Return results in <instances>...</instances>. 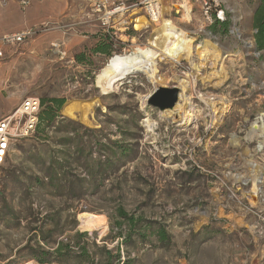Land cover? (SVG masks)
I'll return each instance as SVG.
<instances>
[{"label":"rangeland","instance_id":"374dc122","mask_svg":"<svg viewBox=\"0 0 264 264\" xmlns=\"http://www.w3.org/2000/svg\"><path fill=\"white\" fill-rule=\"evenodd\" d=\"M96 1L133 0H64L57 19L0 62L8 114L26 97L45 109L66 100L53 126L16 142L0 173V264H264V50L254 24L263 0H224L227 19L213 24L194 2L189 18L182 0L166 4L163 20L194 35L196 47L218 45L227 76L212 81L210 65L197 72L198 58L179 54L180 44L172 58L159 55L152 40L162 23L101 28ZM102 34L113 41L109 55L93 52ZM143 49L159 56L165 87L181 92L176 80L190 82L175 121L148 104L156 86L143 72L103 89L116 63L143 60ZM81 105H93L89 124L64 114ZM55 162L59 189L49 180ZM60 243L70 252L57 261Z\"/></svg>","mask_w":264,"mask_h":264},{"label":"bare ground","instance_id":"6f19581e","mask_svg":"<svg viewBox=\"0 0 264 264\" xmlns=\"http://www.w3.org/2000/svg\"><path fill=\"white\" fill-rule=\"evenodd\" d=\"M167 3L168 2H166V4ZM183 7L185 8V16L189 18L191 15V8L188 5H184ZM136 22L137 24L135 29L137 31L144 28L148 24L144 17L137 19ZM155 32L156 33L152 40L153 47L156 51H160L159 55L163 56L164 59L172 58L174 56L172 54L174 47L180 44L182 49L179 50V54H183V56H186V58L191 60V62L194 60V57L198 58V64L195 63L194 65V69L197 72H200L202 68H206L207 65H210L211 68H209L212 70V72L206 77L205 80L212 81L213 79H225L227 76L226 67L223 61L224 57L217 44L211 42L210 40H205L203 42V46L196 47L194 44L196 41L194 35L179 31L177 27L166 20H163L162 26L156 29ZM141 51L144 53L143 60L129 62L128 60L121 59L116 63V66L108 72L107 76L102 80V86L106 92L112 90L115 85L124 78L125 75L132 73L134 70L145 73L150 82L154 84L156 88L167 86V78L160 75L156 65V58L159 56H157V54L154 52H148L146 49ZM176 81L181 88L179 95L180 102L177 103L173 109L164 112V116L170 118L172 121H175L178 117L181 118L182 113L186 111V108L188 107L190 98L188 97V92H190V82H188V80L182 81L179 79ZM92 106L81 105L80 107H66L64 109V114H66L69 118L80 119L83 123L89 124L91 122L89 118V112ZM223 110L224 109H222L220 112H223ZM259 129H261V127H254V130ZM261 130L264 132V126ZM26 264L38 263L35 261H30Z\"/></svg>","mask_w":264,"mask_h":264},{"label":"built area","instance_id":"2783aa9c","mask_svg":"<svg viewBox=\"0 0 264 264\" xmlns=\"http://www.w3.org/2000/svg\"><path fill=\"white\" fill-rule=\"evenodd\" d=\"M171 1L133 0L131 2H124L113 8H107L102 5L101 1H96L93 5V13L98 14V21L101 23V28L103 27L111 31L115 30L114 28L117 23L121 27L130 25L135 29L137 24L136 20L144 17L148 24L137 31L140 32L146 30L149 24L158 25L162 23L166 2H170V7L172 8L173 4H171ZM193 2L200 8L206 23L213 24L226 21L227 14L224 7V0H182L181 9L185 10L184 5H188L191 8ZM29 4V1L23 2L24 6H28ZM127 16H130L131 19H127ZM33 31L30 29L5 36L4 41L8 44L22 43L31 36ZM41 109L40 98L33 96L26 97L14 112L0 119V173L7 163L16 142L35 134Z\"/></svg>","mask_w":264,"mask_h":264},{"label":"crops","instance_id":"0c3cea01","mask_svg":"<svg viewBox=\"0 0 264 264\" xmlns=\"http://www.w3.org/2000/svg\"><path fill=\"white\" fill-rule=\"evenodd\" d=\"M24 1H29L30 4L24 6ZM63 1L64 0H0V62L5 58L8 47L20 44L6 43L4 41L5 36L37 28L49 23L51 20L57 19L61 14L60 8L63 6ZM3 105H6V107L1 109ZM8 106L9 103L0 104L1 116L4 114L5 116L9 115L8 110L5 109Z\"/></svg>","mask_w":264,"mask_h":264},{"label":"trees","instance_id":"16d2710c","mask_svg":"<svg viewBox=\"0 0 264 264\" xmlns=\"http://www.w3.org/2000/svg\"><path fill=\"white\" fill-rule=\"evenodd\" d=\"M254 24L255 28L257 29V33L255 35L256 38V46L259 50H264V0L262 2V5L257 10L254 18ZM226 26V24H224ZM101 42L98 43V45L93 49V52L96 54H103V55H109L112 50V39L109 34H102L100 35ZM79 60H81V57H78ZM65 99H54L51 100V105L48 106L45 109L46 102L41 101V111L39 113L38 118V125L35 133L41 134L46 128L53 126L54 120L56 118V113L63 107L65 104ZM122 148V147H121ZM62 167V165L59 162H55L53 166L50 168V185L54 187L55 189L61 188L58 184V170ZM63 168V167H62ZM119 216L123 219H129V223H134V218H128V214L123 210L120 209ZM117 228L121 229L123 223L117 222ZM121 233V232H120ZM84 236V235H83ZM121 237V234H120ZM79 249L81 250L80 257L85 258L87 255V249L84 246H79ZM69 245H65L64 243H60L57 249L54 251V253L57 255V261H60V258L64 257L66 253H69ZM108 254H110L108 252ZM40 262L45 263V260L39 259Z\"/></svg>","mask_w":264,"mask_h":264},{"label":"water","instance_id":"95a60500","mask_svg":"<svg viewBox=\"0 0 264 264\" xmlns=\"http://www.w3.org/2000/svg\"><path fill=\"white\" fill-rule=\"evenodd\" d=\"M178 88L158 87L148 98V104L160 111L173 109L179 101Z\"/></svg>","mask_w":264,"mask_h":264}]
</instances>
